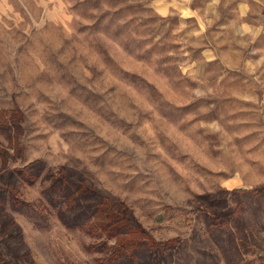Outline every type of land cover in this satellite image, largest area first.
Returning <instances> with one entry per match:
<instances>
[{
    "label": "rangeland",
    "instance_id": "obj_1",
    "mask_svg": "<svg viewBox=\"0 0 264 264\" xmlns=\"http://www.w3.org/2000/svg\"><path fill=\"white\" fill-rule=\"evenodd\" d=\"M35 162L4 192L23 233L0 264L106 255L49 170L126 207L139 264H264V0H0V187Z\"/></svg>",
    "mask_w": 264,
    "mask_h": 264
},
{
    "label": "trees",
    "instance_id": "obj_2",
    "mask_svg": "<svg viewBox=\"0 0 264 264\" xmlns=\"http://www.w3.org/2000/svg\"><path fill=\"white\" fill-rule=\"evenodd\" d=\"M39 164L40 163L35 162L29 166H25L24 168L15 169L14 171L4 170L6 175L5 173H2L3 175L1 174V178L5 177L6 179V185L4 187H0V216H5L4 218L8 219L0 228L1 235H8L10 239H14L16 236L22 235L23 232L21 228L16 226L14 218H9L7 215L8 211L6 210L4 192H6L7 187L15 185L18 181L16 179L17 175L29 184L37 182L43 172V167L41 165L39 166ZM45 179H48L51 182V186L45 190V194L47 196L50 197L55 194L62 196V200L60 202L70 205L69 208H71L70 211L72 212L76 210L74 204L77 203L79 205V210L77 211L78 214H75V216L73 215V220L65 217L63 215V211H61L60 218L63 222L65 220H70L74 223L73 225L83 226L87 220H91V218L94 219L93 229H99L102 232L100 237L105 239L104 242L97 245V249L101 252H107L103 258L98 259V264H139L138 257L142 255L141 251L143 247L138 246V238L128 234V231L126 230L127 223L126 216H124V213L126 212L122 213L125 211L126 207L123 204L120 207L121 213H118L120 214L118 217L114 214V212H108L105 209L100 210L97 208L98 206L94 209L93 206L95 205V201L98 200V192L95 188L88 187V185L84 184V178L79 177V179H76V177L70 173L69 175H66L62 173H54L52 170H49ZM233 193L235 195H237L236 193H243L249 196L251 192L235 190ZM104 200L106 202V198H104ZM224 200L225 197L220 198L219 201L221 202L216 203L215 206H217V208L221 207V205L224 204ZM88 201H94V203L86 206L85 204ZM80 210H82V212ZM259 212L264 214V211ZM64 214L68 216L67 213ZM254 214L258 216L257 211H254ZM96 220H100V222H96ZM248 220L249 218L247 217V213H240L234 218V222L241 225L244 224V222L246 223ZM93 229L91 230L92 234H94ZM113 238L116 239V242L113 245L108 246L106 244V240H111ZM147 260L148 257L144 259L143 264H145V261Z\"/></svg>",
    "mask_w": 264,
    "mask_h": 264
}]
</instances>
